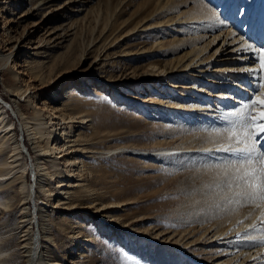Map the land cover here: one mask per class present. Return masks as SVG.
<instances>
[{"label": "rangeland", "instance_id": "obj_1", "mask_svg": "<svg viewBox=\"0 0 264 264\" xmlns=\"http://www.w3.org/2000/svg\"><path fill=\"white\" fill-rule=\"evenodd\" d=\"M92 1L87 4L86 11L78 17V20H75L76 25H73L72 35L68 41L62 47L50 50L45 59L39 60L43 61V64L37 74L26 69L25 64L28 58L17 61L16 66L10 62L8 70L16 74L12 80L7 79L11 76L10 71L2 77L0 74V95L7 102L4 103L5 111H7L3 119L5 123L0 122L1 128L12 118L14 119V128L12 124L2 129L10 131L13 128V131L0 135V146L5 149L4 156H1L3 161H0V169L3 170L2 176L0 175V248L8 251L4 254L0 264H28L30 252L28 248H24V245L31 242L34 232L41 233L43 236L41 251L47 262L58 261L61 264H187V262L188 264L190 262L193 264L195 262L234 264L237 262V256L235 257L232 252L238 248H233L230 243L223 245L222 241L225 240L216 242L217 236L212 238L216 230H214L215 221L211 220L214 218L218 220V214L229 213L232 209L237 212L242 201L241 204L236 202L228 204L225 199L216 197L208 188V185L213 182L212 178L220 171L214 166L225 163L229 156L223 158L221 155H216L217 159L212 160L209 157L208 159L196 158L186 154L136 156L132 152V150H137L135 148L150 151L164 148L175 149L186 146L190 142L196 147L203 142H210L207 139L209 132L221 136V128L228 123L226 124L221 114L218 113L219 107L222 106L219 100L215 99V104L209 103L214 110V117L202 122L199 117L198 119L186 117L184 110L194 103V99L187 95L180 98L178 94L184 93L179 89L181 87H172V84L168 82H145L144 84L128 83V86L118 90L101 80H107L109 77L117 81L131 80L133 78V74H129L131 71L145 72L146 75L153 74L160 66V68L169 67L170 60H178L186 50H176L173 46L179 43L180 38H186L189 25H182L183 30L186 27L183 34L171 32L167 28L166 32L162 33L163 35L158 32L160 27L158 25L166 22L168 18L176 19V14L182 16L186 14L184 12L197 9L196 3L199 4L201 1L207 4L203 6L208 9L211 7L210 15H220V19L224 20L222 27L218 26L216 33L223 31L229 34L230 32L227 47L218 51L217 55L210 60L206 70L209 69L212 72L220 67H243L246 64L236 62L238 59L244 62L246 56L238 44L241 40L250 43L252 38L246 37L247 34L251 35L250 29L246 35L240 29L243 27L248 29L251 26L244 22L238 24L237 19L243 9L248 6H245L248 0L246 3V0ZM253 3L257 6L250 7V9H254L253 14L256 15L259 1L258 4L256 1ZM221 4L224 5L223 8ZM253 5L251 2L250 6ZM51 8L43 10L36 20L43 17ZM207 8L204 12L208 11ZM248 8L246 11L249 10ZM246 11L244 20L249 18L251 12ZM17 12L19 13L20 9H17ZM16 15L18 17L19 14ZM3 28L1 17L0 51L5 48V42L2 41L5 39L2 37ZM22 31L23 28H20L19 32ZM243 31L246 32V30ZM44 32L43 30L37 33L34 40L44 35ZM122 34L131 36L129 35V38L127 36V42L122 46L110 48V42ZM232 35L235 41L231 40ZM210 36L211 33H208L206 39ZM159 37L166 50L161 55L149 50ZM206 39L204 38L205 41ZM222 40H226V35ZM223 41L218 44L221 48L224 46H222ZM168 42L173 48H169L171 45ZM215 49L216 46L212 47L206 56L211 58ZM253 49H256V52L253 51L259 58L256 72L263 78L261 82L264 85V56H262L264 43ZM130 50L148 51V53L137 56L128 64L130 57L127 56ZM223 50L224 52H221ZM98 54L100 61L97 65L98 69L94 72L93 62ZM107 54H109L108 58ZM117 55H122V59L117 58ZM212 60L219 61V63L212 64ZM32 61V64L35 62L40 64L36 59ZM211 64L213 67L210 66ZM129 66H132V69L126 70ZM246 70L247 68L244 73L247 72ZM100 74L105 79L98 80ZM137 80L139 79L134 82ZM168 81L174 86L190 82L189 80L177 81V79ZM201 82L200 84L203 85V82L207 81L203 79ZM41 86L45 88V91H38ZM202 87L206 89V86ZM239 87L241 88L242 84L238 82V92ZM27 89L28 92L25 95ZM93 89L99 92V96ZM130 93L138 98L146 97V102L150 104L123 97ZM251 96L246 99L248 104L245 105L251 106L250 101L254 100ZM39 97L47 98L50 107L60 108L58 113H63L65 116L74 114L77 117L82 110L90 111L91 125L87 129L80 130L78 141L80 144H86L84 147L94 149L96 153H84L82 156L78 154V159L81 161L75 165L72 164V167L63 160L64 157L58 167L60 174L59 172L54 174L55 169L49 167L48 161L51 155L44 156L41 162L49 168L42 171L40 184L45 186L48 192L44 193L37 188L38 196L36 201H33L28 198L27 185L28 183L35 184L33 160L39 154L37 153L39 148L32 144L31 131L24 129L23 125H25V118L32 117L35 104L40 102ZM148 97L153 100H149ZM176 102L185 108L180 107L172 112L165 109L167 103ZM141 104L144 108L139 107ZM228 109L235 110L237 107L231 106ZM248 110L255 112L252 109ZM252 113L251 116L256 117L255 113ZM47 114L48 112L44 110V115ZM256 118L257 125L263 121L258 119V116ZM54 121L57 123V119ZM255 131L258 133L255 137L256 148L262 151L264 142L260 147V140L264 141V132L259 133L258 129ZM86 133L90 134V140L84 142L82 141L85 138L83 135ZM19 139L27 149L24 148L26 155L18 156L21 159L18 165L12 162L14 160L12 156L18 152L16 147L20 145L18 144ZM61 139L63 136L60 141ZM117 147L124 149L120 153H107ZM27 160L28 165L22 169L19 168L25 166ZM207 166L211 169H207ZM30 168L33 170V177L31 172H26ZM70 169H73L74 174L67 171ZM202 173H206L208 181L204 180L205 175L203 176ZM232 194L233 192H229L221 195L232 197L234 201L235 198L238 199ZM81 197L85 199L81 200ZM40 201L48 204L42 207V210L44 209V214L41 213L43 220L34 225H27L28 222L25 221L36 210V204L41 203ZM106 203L113 205V208L100 213L101 206ZM74 204L78 207L71 211V206ZM254 207L257 206L254 205ZM111 219L114 221L113 225H108L107 222ZM228 252L231 253L226 255Z\"/></svg>", "mask_w": 264, "mask_h": 264}, {"label": "bare ground", "instance_id": "obj_2", "mask_svg": "<svg viewBox=\"0 0 264 264\" xmlns=\"http://www.w3.org/2000/svg\"><path fill=\"white\" fill-rule=\"evenodd\" d=\"M254 1H256V4H258L257 2L259 1V6H258L259 10H256V15L253 14V12L255 13V10L253 12H250L251 14L249 15V18H248L249 21L253 19L252 26L256 24L254 26V33H253L254 40L251 39L250 43H248L245 40H241L240 43L238 44L239 46H241L243 54L246 55L244 58V62L246 63H244L243 60H240V59H238L236 62L240 64H246V65H243V67H240V68L238 67L235 68L233 66H232L233 68L220 67L217 70H213L212 72H210L209 69L206 70V67L209 64L210 60L215 55H217L218 51L220 49H223L224 47H227L228 45L227 40L230 37V32L229 34L227 33L225 34L223 33V31H220L219 34L216 33L217 32L216 30H218V26L220 27L224 20L222 21L220 19V15H217V14L216 16L210 15L209 9L211 7L208 9L207 7H205L207 4L206 3L204 4L202 3L203 1H201L199 4L196 3L197 9L184 12L186 14L182 16L176 14V17H175L176 19L171 17L165 20L166 22H163L161 25H158L160 26L158 29V32L160 34L166 32L167 28L171 32L183 34L186 27L183 30L182 25L184 24L189 25V27H187L188 29L187 31L189 32H186V38L185 37L180 38L179 43L175 45L176 47L173 46L176 50L177 49H180V51L186 50V52L184 55L180 56L178 60H175V58H174L175 61L170 60L171 62H170L169 67L160 68L161 67L160 66L157 68V70L153 74H147V75L145 72L139 73L138 71H131L129 73V74H133V78L131 80L122 79L121 81H117L113 77H109L107 80H101V79H105V77H103V75L100 74L99 79L97 78L98 80L106 81L107 84H109L113 88H117L118 90L123 87L128 86V83L144 84L145 82L147 83L168 82L172 84L171 85L172 87H176V88L181 87L179 89L183 90L184 93L183 94L180 93L178 94V96L180 98H182L183 95L191 96L194 99V103H192L187 108H185V106L183 105L179 106L178 102L167 103V106L165 109L168 110V112H172V111H176L180 107L185 108L186 110H184V112L185 114H187L186 115L187 118L194 117L198 119L199 117V120L201 118L202 122H206L212 117H214L215 113L213 114L214 110H212V106L209 104L210 102H213L215 104L216 103L215 99H217L222 105L221 107H219L218 105L216 107L220 108L219 109L220 111L218 110L219 111L218 113L221 114L222 119H224L225 123L226 124L228 123V124L223 125V127L221 128L222 130V132L220 131L222 133L221 136H218L214 132H211V133L209 132L207 139H209L210 142L204 143L202 141L203 144L196 146V147H194V145H191L192 142H190V143H187L188 145L186 146L176 147L175 149L174 148L173 149L164 148V149H159L155 151H150V150H140L138 148H135L137 150H132L134 155L136 156L144 155V156L150 157V156H154L155 154L165 155V156H170V155L175 156V155H180V154H183V155L186 154L189 157L194 156L196 158H206V159H208L209 157L212 160L217 159L216 155H221L223 158H226L228 154L224 155L226 153L217 151V148L222 147V146H227L229 143L226 130L231 126L230 122L235 121L237 119V117L232 116L230 114L239 113L241 110H243V108L246 106L245 104L247 103L246 99L250 98V95H252L254 99L253 101L252 100L250 101V104H251L250 109L255 110L254 112L255 116L259 117L261 114H264V104L261 103V101H264V86H261L262 85L261 81L263 80V78L258 72H256V68L259 65V63L257 62L259 58L256 57L255 55L256 49H253V48H256L257 46H260L259 44L260 40L264 38V0H254ZM254 1L252 0H248V2L247 0L245 1V3L247 2L245 6L248 5L247 7H249L248 8L249 10L246 12L249 13V11L252 10L250 9V7L255 8L257 6V5H253L255 4L253 3ZM90 2H93V1L92 0H83V1L82 0H0V18L2 17L3 24H4V28H3L4 33L2 34V37H5V39H2V41L5 42V48L0 51L1 77L3 74L10 71L11 76L7 77V79L12 80L13 78H15L16 74L14 72L12 73L11 72L12 70H8L10 69V62L14 66H16L17 61L22 60L23 58H28L25 64L26 69L31 70L33 74L34 73L37 74L38 70L40 69V66L43 64V61L41 62L39 60L45 59L50 50L55 49V48H60L68 41V39L72 35L71 31L73 29L72 28L73 25L75 24V20L76 19L78 20V17L82 13H84V11H86L85 7L88 6L87 4ZM251 2L253 6H250ZM222 4H221V8H223L224 6ZM177 5H180V4H177ZM50 7L52 8L43 17L41 16L39 20H36V17H38L42 13L43 10L50 8ZM205 8H207L208 11L204 12ZM17 9H20L19 13L17 12ZM203 12L205 14H203ZM211 12L213 13L212 10ZM16 14H19L18 17ZM243 14H244V11L241 17L238 19V23L242 22ZM174 25H177V27H173ZM121 27L122 26H120V28ZM124 27L128 28L127 26H124ZM20 28H23V31L21 33L19 32ZM26 29H28L27 32H26ZM43 30L45 31L44 35L40 36L37 40H34L35 35ZM144 31H146V29ZM208 33H211V36L209 39H206L208 38L207 37ZM129 35L122 34V36L117 37L115 40H113V42H110L111 43L110 48L112 47L118 48L119 46H122L124 43L127 42V36L128 38L131 36ZM225 35H226V40L223 41L222 39L224 38ZM159 38H157V41L153 43V46L149 50L152 53L155 52L154 54H156L157 52V53H160L161 55L166 50L162 46L163 44L162 39L161 38L159 39ZM204 38L206 39V41L204 40ZM231 40L235 41L233 35L231 37ZM221 41H223L222 46L224 45L222 48L221 46H218V44ZM170 42H168V44ZM230 43L232 44V42ZM256 43H258L259 45ZM215 46H216V49L213 52L214 54L211 56V58H208V56H206L207 53H209L208 51L212 47H215ZM173 47L171 45L169 48H173ZM253 50H255V52ZM146 52L148 53V51L130 50L128 53V56L125 54V57L126 56L130 57L128 64L134 61V59L137 56L139 57L140 55ZM221 52H224V50ZM120 56H118L117 58L122 59L123 56L122 55ZM262 56H264V51H262ZM106 57L108 58L109 54H107ZM216 57H219V56H216ZM34 59L39 61L40 64H38V62H35V64H38V65L32 64L33 62L32 60ZM99 59L100 58L98 54L97 58L93 62L94 72L95 70L98 69L97 65L99 64V61H100ZM247 61H251V62L248 63ZM211 62L212 64L219 63V61L216 62L214 60H212ZM212 64L210 66H212ZM246 68H247L246 70L247 72L244 73V70ZM131 69H132V66L126 67V70H131ZM191 77H193V79H191ZM240 78H243V79L240 80ZM136 79H139V80L134 82ZM173 79H177V81L189 80L190 82L183 83L185 85L174 86L173 83L168 81V80H173ZM203 79L204 81H207V82H203V85H202L200 83H202L201 81H203ZM213 79H215V81H213ZM208 82L210 83L209 85H208ZM238 82L240 84H243L241 88L239 87V92L237 88ZM247 82H248V86L244 84ZM249 85H250V89H249ZM202 86H206V89H202V88H205ZM259 88H260V91H259ZM93 90L95 91V89ZM38 91L40 92L45 91V88L41 86L38 88ZM240 91H243V92L240 93ZM27 92H28V89L26 90L25 95ZM95 93L97 94V96H99L98 91H95ZM130 94H126L123 97H126L128 100L131 99L132 101H138L139 103L150 104L149 102H146L147 100L146 97L142 96V98L140 97L138 98ZM148 99L151 100L152 98L148 97ZM39 101L42 102V104L40 105V102L39 103L37 102L35 104V108L32 111V117L31 118L29 117L27 119L25 118V121H24L25 125H23L24 129L27 128L31 131L30 135H31L32 142H33L32 144H34L36 147L39 148L37 150V153L39 154H37L36 159L33 160V167L35 171L34 172L35 184L33 185V183L31 184L28 183L27 185L28 198L29 200H33V201H36L37 196H38L37 195L38 192L36 191L37 188L41 189L44 193L48 192V189L45 188V186H43L42 184H40L41 182L40 179H41V176L43 175L42 171L50 167L52 169H55L54 174H57L59 172L58 167L60 166V163L64 157L65 158L63 160H65V162H67L69 166L71 165L72 167V164L75 165V163L77 162L80 163L81 161V160L79 161L78 159L79 157L78 154H81L82 156L84 153H96L94 149L92 150V148L90 147H84V145L86 144H80L78 141V137L80 136V130L87 129L91 125L90 122L92 121V114L90 113V111L82 110L80 114H78L77 117H75L74 114L73 115L67 114L65 116V114L63 113H60V114L58 113L60 108H57L56 106L50 107V104L47 101V98L41 99L39 97ZM5 102H6V99L2 95H0V122H2V124L5 123L4 122L5 120H3L4 114H7V111H5L6 110V106L4 105ZM231 106H233L234 108L237 107V109L229 110L228 108ZM139 107L144 108L142 104L139 105ZM44 110L48 112L47 115H44ZM54 119H57V123L54 121ZM13 121L14 119L12 118L11 121H9L3 126V128L5 127L8 128L9 126H11L13 124ZM262 122H264V120ZM262 122L258 123V125L264 124ZM1 126L2 125L0 124V135L3 133H5L6 135L13 131V128L10 129V131H8V129L2 130L3 128H1ZM256 129L259 130V127H257ZM259 133L261 132L259 131ZM62 136H63V139H61L60 141V138ZM83 137H85L82 140L84 142L90 140L89 133H86L85 135H83ZM21 142L22 141L19 139L18 144L20 145L16 147V150H18V152L12 156V158H14L12 162L16 164L18 163V165H19L18 161L21 160L19 157L21 155H26L24 148L27 149L25 145L23 146L24 143H21ZM232 142L234 143V140ZM262 148H264V146ZM123 149H124L123 147H117L115 149L107 151V153H111V154L120 153L123 151ZM257 150L260 151L259 148H257ZM137 151L139 153H136ZM4 154H5V149H3V146H0V161L1 162L3 161L2 157L4 156ZM70 154L72 155V157H70L71 156ZM48 155H51V159H49L48 161L50 166L46 167V164H44V162H41V160H43L44 156L46 157ZM57 159H59V161ZM167 159H170V158H167ZM28 162L29 161L27 160L25 166H20L19 168L22 169L26 167V165H28ZM206 168L211 169L209 168V166H207ZM216 170H219V169L216 168ZM67 171H69L71 174H74L73 169H70ZM2 172L3 170L0 169L1 176H2ZM26 172H31L32 177H33L32 168H30V170L27 169ZM202 175L203 176L205 175L204 176L205 181L209 180L206 173H202ZM84 199L85 197H81V200H84ZM47 205L48 204L46 202H41L38 205L36 204V207H35L36 210L32 212L31 216L27 220L25 219L26 220L25 222H28L27 225H34L35 223H39L41 220H43L42 219L43 215L41 213H43L44 209L42 210V207L43 206L46 207ZM77 207L78 206H76L75 204L72 205L71 211H73ZM110 208H113V205H110V203L103 204L101 206L100 213H102V211H107ZM227 210L230 211L228 208ZM232 211L234 212V209H232L231 212L229 213L226 211L227 213H224L223 215L217 213L218 214L217 216L219 219L215 220L214 218L211 220V221H215L214 230H216V234L213 235L212 238L217 236L218 239H216V242L218 240H225V241H222V244L224 243L223 245L230 243V245L231 244L233 245L232 246L233 248L235 247L238 248V250L235 249L232 252L233 254H235L234 255L235 257L237 256L236 257L237 262H234V264H264V243H261L262 239H264V233H262L261 231H258V229H264V223H261V220H262L261 212H264V204H261V206H257L256 208L254 207V205L240 206L237 212L232 213ZM36 214H37V217H36ZM38 215L40 216L38 217ZM113 222H114L113 219H111L110 221L107 222V224L111 225ZM210 233L211 232H209V234ZM31 239H32L31 242H27L24 245V248L25 247L28 248L30 252V257L27 262L28 264H61L58 261L47 262L43 258V254L41 251L43 248V244H42L43 236L41 233L34 232ZM210 245H212L211 242H210ZM7 252H8L7 250H3L2 248H0V261L2 260L4 254ZM230 253L228 252L226 255H229ZM190 257L194 258V256H191V255ZM231 263H233V261ZM190 264H193V263L190 262ZM195 264H201V263L195 262Z\"/></svg>", "mask_w": 264, "mask_h": 264}, {"label": "snow or ice", "instance_id": "obj_3", "mask_svg": "<svg viewBox=\"0 0 264 264\" xmlns=\"http://www.w3.org/2000/svg\"><path fill=\"white\" fill-rule=\"evenodd\" d=\"M261 103L264 104V101ZM250 108V105H246L245 110L230 114L237 119L230 122L231 126L226 130L229 143L217 148V151L227 153L229 159L214 166L220 171L212 178V184L208 185L216 197L230 204L242 201L241 206L264 204V150H257L255 140L258 134L255 129L259 127V131L264 132V124L255 123L257 118L251 116ZM259 119L264 120V114ZM229 192H233L238 199L234 201L232 197L221 195ZM261 217V223H264V212H261ZM258 231L264 233V229ZM261 243H264V239Z\"/></svg>", "mask_w": 264, "mask_h": 264}]
</instances>
